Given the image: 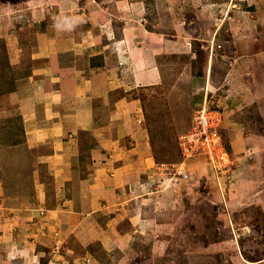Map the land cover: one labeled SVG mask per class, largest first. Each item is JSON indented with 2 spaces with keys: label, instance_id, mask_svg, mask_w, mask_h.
<instances>
[{
  "label": "rangeland",
  "instance_id": "374dc122",
  "mask_svg": "<svg viewBox=\"0 0 264 264\" xmlns=\"http://www.w3.org/2000/svg\"><path fill=\"white\" fill-rule=\"evenodd\" d=\"M81 1L0 0V264H258L264 259V180L255 179L257 185L248 194H230L238 166L261 159L254 158L259 140L243 139L260 131L263 122L252 112H242L237 100L243 79L258 92L264 89V0H215V13L209 0H185V6L174 8L180 19L191 21L187 28L195 37L188 39L194 53V85L183 81L172 88L182 66L179 61L160 85L138 91L153 157L158 167L164 164L165 181L151 175V182L139 185L145 189L131 193L122 209L117 206L86 223L71 210L67 221L51 216L50 210L59 206L52 185H68L56 182L41 163L34 184L29 169L22 167L29 154L19 147L25 140L23 127L9 98L19 80L31 73L37 41L49 33V25L72 17L83 23L78 18ZM213 13L218 18L215 27L207 21ZM198 103H206L220 118L218 132L233 163L219 175L220 181L230 177L234 183L224 197L211 183L215 169H203L206 155L183 158L178 151V137L190 129ZM197 161L200 166H189ZM180 179H185L183 185ZM94 226L95 233L105 232L106 238L85 244L84 236Z\"/></svg>",
  "mask_w": 264,
  "mask_h": 264
},
{
  "label": "crops",
  "instance_id": "0c3cea01",
  "mask_svg": "<svg viewBox=\"0 0 264 264\" xmlns=\"http://www.w3.org/2000/svg\"><path fill=\"white\" fill-rule=\"evenodd\" d=\"M184 1L83 0V10H77L81 25L74 17L60 23L56 19L49 25V33H42L37 41L31 73L19 80L9 98L23 127L25 140L19 147L29 154L22 167L29 169L35 184L36 167L41 163L56 182L71 188L52 185L61 202H57L58 210H50L51 216L67 221L71 210L84 216L86 223L117 206L122 209L131 193L145 189L139 185L151 182V175H159L145 126L144 100L138 91L160 85L179 61L182 66L172 88L181 87L183 81L194 85L190 61L194 53L188 39L195 37L187 28L191 21L173 12L185 6ZM214 2L209 0L207 5L215 13L218 5ZM214 13L206 20L215 27L218 18ZM202 18H207L205 11ZM195 24L197 28V21ZM213 37L209 35L208 40ZM239 83L237 104L243 105L242 112H252L263 122L260 131L243 139L247 143L259 140L255 152L260 151L254 158L261 159L238 166L230 196H238V191L248 194L257 185L255 179L264 180V89L258 92L244 79ZM251 117L247 115L248 120ZM198 161L189 166H200ZM203 164L204 171L209 170ZM179 181L183 185L185 179ZM131 211L136 220L138 210ZM93 228L84 236L85 244L106 238L105 232L99 236ZM258 264H264V259Z\"/></svg>",
  "mask_w": 264,
  "mask_h": 264
},
{
  "label": "built area",
  "instance_id": "2783aa9c",
  "mask_svg": "<svg viewBox=\"0 0 264 264\" xmlns=\"http://www.w3.org/2000/svg\"><path fill=\"white\" fill-rule=\"evenodd\" d=\"M219 122L220 118L218 115L214 111L209 110L206 103H203L201 107L192 113L190 129L178 137V146L181 157L183 158L193 157L198 152H203L202 154L206 155L208 158L207 165L211 169H215L213 177L216 187L220 196L224 197L226 189H229L234 183L232 184L230 177L227 179V182L220 181L219 175H225V169L228 168V165L230 169L233 163L227 159L229 158L227 157L228 151L223 147L221 136L218 132ZM175 165L177 167L181 166L180 163H176ZM159 166H161L159 167V175L163 178V170H165L164 164L161 163ZM176 172L182 174V170ZM164 181L165 178H163L162 184ZM155 183L156 180H153L151 184L154 186ZM144 185L146 184L144 183ZM42 212L44 210H41Z\"/></svg>",
  "mask_w": 264,
  "mask_h": 264
},
{
  "label": "trees",
  "instance_id": "16d2710c",
  "mask_svg": "<svg viewBox=\"0 0 264 264\" xmlns=\"http://www.w3.org/2000/svg\"><path fill=\"white\" fill-rule=\"evenodd\" d=\"M192 66H193V65H192ZM150 144H151V139H150ZM151 148H152V144H151ZM178 151H179V153H180L179 148H178ZM152 154H153V150H152Z\"/></svg>",
  "mask_w": 264,
  "mask_h": 264
}]
</instances>
